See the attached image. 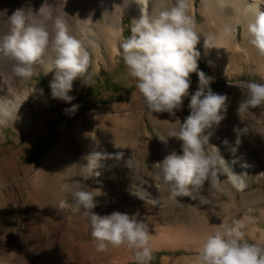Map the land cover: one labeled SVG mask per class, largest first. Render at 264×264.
Returning <instances> with one entry per match:
<instances>
[{"label":"rangeland","instance_id":"obj_1","mask_svg":"<svg viewBox=\"0 0 264 264\" xmlns=\"http://www.w3.org/2000/svg\"><path fill=\"white\" fill-rule=\"evenodd\" d=\"M153 1V13L175 4V0H165V4L160 5L156 0ZM195 2L197 13L189 14L194 18L196 30L200 34L198 26H205L207 17L200 10L203 0ZM115 15L116 13H108L102 20L105 23ZM224 15L234 20L231 22L234 39L222 47L223 45L218 44L221 40V32L218 30L213 35L216 39L211 42L217 46L215 51L223 53L225 61L229 62L227 71H219L217 74L213 61L203 58L198 60V71H203L213 78L210 87L215 93L223 95L226 92L228 100L225 119L215 129L210 143L229 155L223 142L229 137H236V140L239 137L240 143L237 146L242 151H249L251 155L247 188L239 190L226 175H221L222 187L225 189L223 193H209L207 182L200 193L209 198L210 204H201L199 199L193 200L190 197H178L179 203L170 202L163 206H154L149 200L136 199L135 195L140 193L143 179L154 184L158 182L156 169L152 165L162 162L165 157L163 142L155 135L159 132L167 138L170 128L179 127L178 123H173L177 119L182 123L189 115L188 104L191 94L197 90L198 75L190 74L189 96L184 99L181 110L176 111L175 116L154 113L150 117L140 93L135 89L136 81L127 74L120 55L119 44L130 35L129 27L134 20L131 15L125 14L121 35L115 40V44L113 43L119 48V51H115L116 54L113 53L108 34L96 25L95 28L101 37V47H91L84 41L92 57L89 68L90 85L83 84L80 79L74 81L73 89L69 93L74 97L71 103L52 98L49 85L55 74L48 76L45 71H39L28 83H20L21 94L31 88H34V91L27 96V102L21 103L17 115L11 118L12 121L8 120L5 125L0 126V180L5 179L0 185L1 189L4 188L1 197L9 205L7 214L3 216V227L4 230L7 224L17 227L14 229V241L10 250L1 247L3 237L0 232V262L137 264L133 252L126 246H109L105 251L98 252L94 247L87 220L81 224L69 222L68 228L60 238L55 234V227L48 228L49 230L46 228L48 213L40 208L34 191L39 187L37 191L45 197L49 214L57 219L61 207L60 203H57L58 191L52 175L60 174V161L63 166L65 161H72L78 179V172L80 174L84 164L82 143L78 137V129L75 128L79 121L83 122L82 132L96 131L99 136H107L112 151H117L113 149L114 146H122L125 157L132 156L138 166V172L129 171L122 165L109 168L111 175L108 187L118 191L127 206L137 208L138 218L149 225L153 249V259L149 264H184L185 259L191 262L203 238L213 232L215 226L220 225L222 220L230 221L244 215L252 218L244 227L246 238L249 242L261 240L264 234V105L241 115L238 113V106L243 98L242 91L246 94V90L241 91V82L264 83V58L259 57L245 40L243 23L238 21L239 17L236 19L238 14L229 12ZM204 41L200 34L198 45L204 47ZM14 102V96L9 98L0 95V105L6 104L9 107ZM72 105H78V108L74 112L66 111L71 109ZM90 113L94 115L91 116ZM114 113L122 117V127L133 124L134 128L126 136L119 130L110 139L112 132L107 129L110 124L106 123V117ZM94 122L97 129L93 126ZM168 143L170 153L175 151L182 154L181 142L172 138ZM51 152L53 155L41 171L42 175L36 177L39 165ZM111 163L108 161L106 164L109 166ZM80 181L81 190H94L81 175ZM163 195L167 197L168 193L165 191ZM100 199L111 202L105 191L95 198ZM30 224L34 225V228L30 229ZM38 225L41 226L42 233L37 231Z\"/></svg>","mask_w":264,"mask_h":264},{"label":"clouds","instance_id":"obj_2","mask_svg":"<svg viewBox=\"0 0 264 264\" xmlns=\"http://www.w3.org/2000/svg\"><path fill=\"white\" fill-rule=\"evenodd\" d=\"M136 3L141 6L140 16L132 20L130 35L122 40L119 48L127 74L136 81L135 89L140 93L148 115L168 113L175 116L189 96L190 74L198 75L197 90L191 94L188 104L189 115L182 123L179 119L173 123H178L179 127L170 128L167 138L159 132L155 135L165 144L172 138L181 142L182 154L172 151L162 162L152 165L159 184L156 186L158 196L150 202L154 206H163L170 202L179 203L178 197H190L199 199L201 204H210L209 198L200 195L206 182L209 193H223L221 175H228L229 179L240 176L233 173L220 148L210 143L215 129L225 119L228 97L215 93L210 87L213 78L198 71L200 52L196 46L200 34L189 14L191 0H175L172 7L156 13L149 11V0H136ZM45 6L48 5L44 4L38 13L31 7L18 8L10 16L6 9L0 13V20L7 23L6 29L0 27V66L6 65L11 77L26 84L38 74L36 66L44 65L47 68L45 74L55 72L49 85L52 98L71 103L74 97L69 93L74 81L80 79L83 84L90 85L92 57L85 42L70 34L61 16L54 17L50 30L49 18L42 15ZM245 32L250 46L264 58V12L251 13ZM215 39V36L205 37L204 48H217L211 42ZM242 90H246V94ZM241 91L240 115L264 105V83L243 81ZM77 108L78 105H72L66 111L74 112ZM12 116L6 104L0 105V126ZM223 143L227 146L228 141ZM239 143L238 137L236 144ZM232 151L234 153L235 149ZM85 159L87 163L80 171L85 181L106 161L112 162L110 169L122 165L129 171L139 170L134 158H126L122 151L114 154L93 152ZM99 174L95 172V175ZM165 191L167 197L163 195ZM100 194L99 189L78 190L72 194L73 210H83L96 250L102 252L109 246H126L133 252L137 264H149L153 259L149 225L138 218V212L131 216L118 211L98 215L93 209L97 207L95 198ZM64 206L65 202L61 201L60 207ZM251 220L248 215L222 220L203 238L194 258L195 264H264V237L258 242H249L246 238L244 227Z\"/></svg>","mask_w":264,"mask_h":264},{"label":"bare ground","instance_id":"obj_3","mask_svg":"<svg viewBox=\"0 0 264 264\" xmlns=\"http://www.w3.org/2000/svg\"><path fill=\"white\" fill-rule=\"evenodd\" d=\"M153 2V0H149L148 7L150 12L153 11ZM156 2H158V5H160L161 3L165 4V0H156ZM44 4H47L48 6H45L43 8L42 15L43 17L49 18L48 26L50 30L53 27L54 17L59 15L65 20L70 34L82 39L83 41H86L91 47H101V37H99L98 31L95 28L96 25L98 29L105 31L108 34L110 44L111 46L113 45L114 54L119 51L118 46L114 44L115 40L118 39L123 30L124 15L129 14L133 19H138L139 17L137 16H140L141 10V6L136 3V0H0V13H2L6 9L7 15L10 16L16 9L22 7H31L34 12L38 13L39 9ZM114 5L120 6L121 8H114ZM200 10L207 17L206 25L198 26V30L201 34L202 40L205 39V37L215 35L216 31L219 30L221 32V40L218 44L223 45L222 47H224L230 44L234 39L233 25L231 23L234 20L226 18L224 13L233 12L238 14L236 19H238L239 17L238 21L243 23L245 33L244 36L245 40L248 43L245 32L248 19L251 13L254 11L264 12V0H203V5ZM105 11L107 12L105 13ZM108 13H116V15L115 17L108 18V20L104 23L102 18L107 17ZM189 13H197L195 0H191ZM88 19H91V21ZM0 27L6 29L7 23L0 20ZM196 48L197 51L200 52V58L213 61L217 74H219V71H221V73L227 71V64L229 62L225 61V56L223 55V53L215 51L214 48L205 49L198 44ZM227 59L229 60V53H227ZM36 67L37 72L47 71V68L44 65L38 64ZM0 74L3 75V78L7 83L6 84L3 78L0 77V95H6L9 98L13 96L15 97V102L13 103V105L10 104V106L8 107L12 111L13 116H15L16 109L21 105V103L27 102V96L34 91V88H31L29 91L21 94L20 82L9 75V71L6 65L0 66ZM47 74L48 76H52L55 74V72L53 71ZM223 95H226V92L223 93ZM89 115L92 116L94 114L90 113ZM121 118L122 117L116 113L110 114L106 117V123L110 124L109 126H107V129L109 132H112L110 133V139L119 130H122L123 134L126 136L130 133V130L134 128L133 124L122 127L120 122ZM9 120L12 121L11 119ZM93 126L95 129H97L96 122L93 123ZM82 127V121H79L75 126V128L78 129V137L80 138V141L82 143L81 151L84 164L87 163L85 157L93 152H107L113 154L116 152H123L122 146H114L113 149L117 151H112V146L111 148H109V140L107 136L106 138L105 136H99L96 131L82 132ZM227 141L228 144L226 147L229 151V155L224 154L220 150L221 154L225 161L232 167L233 173L240 176L236 179H229L228 175H226V177L236 186L237 189L244 190L247 188L249 181L247 171L251 158L250 152L247 150L242 151L237 146L236 137H229ZM163 147L164 157H166L170 154L169 143H163ZM232 149H235L234 153ZM52 155L53 152H51L39 165V168L37 169L38 174L36 177L40 176V174L42 175L41 171L47 166V163ZM64 159H66L65 156ZM233 161H235V163H233ZM106 163L107 162H105L103 167L94 170V174L88 179V182L94 190L99 189L100 192L105 191L106 196L111 202H106L105 199L96 200L97 207L93 209V211L100 216L110 215L114 211L126 213L131 216L132 214H134V212H138V209L135 207L133 208L129 205L127 206L125 204V200L121 197V195H119L118 191H115L108 187L109 175H111V173L109 170V166ZM59 168L61 169L60 174L52 175V178L53 181L56 180V189L58 191L57 203H61V201H64L65 206L61 208V211L58 213L57 219L49 214V209L45 201V197L37 191L39 187H36L34 191L35 199L40 205V208L42 210H45L46 214L48 213L46 217V228L51 229V227H55V234L56 236H58V238H60L62 236V233L66 231L69 222H76L77 224H81L83 221L87 220V217L84 216L82 209L79 211H74L72 207L73 192L81 190L80 174L78 172L77 179L75 174V164L72 161H65L63 166L62 161H60ZM95 172H99L100 174L97 176L95 175ZM4 181L5 179H1L0 185L1 183L3 184ZM158 184L159 181L154 184L143 179L142 184L140 185L141 191L138 196H140L143 200L149 201L152 198L157 197L158 191L156 186H158ZM7 186L9 187V185H5V187ZM1 187L2 186H0V232L2 233L3 237L1 247L10 250V246L14 241V229H16L17 227L12 226L11 224H7L6 229L4 230L3 216L7 214L6 211L9 205L7 201L2 199L1 197L3 193L2 189H4H1ZM138 196L136 199L138 201H143ZM37 227V231L39 233H42L41 226L38 225ZM32 228H34V225L30 224V229ZM66 261H62V263ZM184 261V264H195V260L189 262L190 260L185 259ZM0 264L14 263L4 261L0 262Z\"/></svg>","mask_w":264,"mask_h":264},{"label":"trees","instance_id":"obj_4","mask_svg":"<svg viewBox=\"0 0 264 264\" xmlns=\"http://www.w3.org/2000/svg\"><path fill=\"white\" fill-rule=\"evenodd\" d=\"M155 256H156V255H155ZM155 256H154V257H155Z\"/></svg>","mask_w":264,"mask_h":264}]
</instances>
